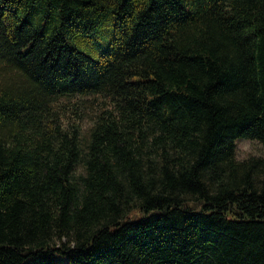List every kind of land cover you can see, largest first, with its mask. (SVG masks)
Instances as JSON below:
<instances>
[{"label": "trees", "instance_id": "trees-1", "mask_svg": "<svg viewBox=\"0 0 264 264\" xmlns=\"http://www.w3.org/2000/svg\"><path fill=\"white\" fill-rule=\"evenodd\" d=\"M239 137L264 0H0V264H264Z\"/></svg>", "mask_w": 264, "mask_h": 264}, {"label": "rangeland", "instance_id": "rangeland-1", "mask_svg": "<svg viewBox=\"0 0 264 264\" xmlns=\"http://www.w3.org/2000/svg\"><path fill=\"white\" fill-rule=\"evenodd\" d=\"M78 46H80V48H82L84 51L92 53L94 56H98L99 54L98 52L90 50L83 44L78 43ZM236 141H237V157L239 159H244L250 155H264V145L257 139L239 137Z\"/></svg>", "mask_w": 264, "mask_h": 264}]
</instances>
